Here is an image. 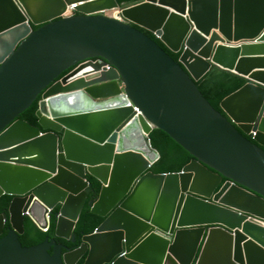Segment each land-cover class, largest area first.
Listing matches in <instances>:
<instances>
[{
  "label": "water",
  "instance_id": "1",
  "mask_svg": "<svg viewBox=\"0 0 264 264\" xmlns=\"http://www.w3.org/2000/svg\"><path fill=\"white\" fill-rule=\"evenodd\" d=\"M216 68L248 80L222 111L197 85ZM154 129L182 171H152ZM89 176L105 220L73 249ZM4 195L0 264H264V0H0ZM26 218L55 236L23 246Z\"/></svg>",
  "mask_w": 264,
  "mask_h": 264
},
{
  "label": "trees",
  "instance_id": "2",
  "mask_svg": "<svg viewBox=\"0 0 264 264\" xmlns=\"http://www.w3.org/2000/svg\"><path fill=\"white\" fill-rule=\"evenodd\" d=\"M140 1L142 0H118L121 6L132 5ZM32 28L36 30L38 27L32 25ZM141 30L149 35L152 39L156 40L160 47L169 53L175 61H178L179 56L171 54L153 33L144 29ZM247 81L248 80L244 76L238 73L216 68L211 73L206 75L202 80L197 82V85L211 105L215 109L222 111L220 107L221 102L232 93L241 89V87L245 85ZM39 100L40 97L37 98V100H35L27 110L21 113L19 118L38 125L36 112L38 110ZM150 138L153 148H155L160 153L159 161L152 168V171L155 174L180 172L193 159L188 151L176 143L166 132L160 129H154L150 134ZM88 179L93 184V188L88 195L87 202L74 231L76 242L72 244L71 241L57 239L58 243L68 244L73 249L80 246L82 237L84 235L92 234L95 229L99 227L105 220L104 218L93 214L90 209V203L92 201L98 200L102 185L99 181L91 176H89ZM12 200L13 196L9 195H4L0 198V214L9 213V207ZM55 223V219H52L49 231L43 232L29 218H26L25 234L19 237L20 242L23 244V246L29 247L39 245L49 237L53 238L55 236L56 229ZM9 229L10 223H7L2 236H6ZM84 261L85 258H83L79 264H84Z\"/></svg>",
  "mask_w": 264,
  "mask_h": 264
},
{
  "label": "built area",
  "instance_id": "3",
  "mask_svg": "<svg viewBox=\"0 0 264 264\" xmlns=\"http://www.w3.org/2000/svg\"><path fill=\"white\" fill-rule=\"evenodd\" d=\"M71 11H74V6L69 8V11L67 13H70ZM67 15V14H66ZM103 15L109 16V17H113L115 19L121 20L123 21V18L121 16V10H111V11H107L104 12ZM259 223L264 225L263 221H259Z\"/></svg>",
  "mask_w": 264,
  "mask_h": 264
},
{
  "label": "flooded vegetation",
  "instance_id": "4",
  "mask_svg": "<svg viewBox=\"0 0 264 264\" xmlns=\"http://www.w3.org/2000/svg\"><path fill=\"white\" fill-rule=\"evenodd\" d=\"M72 243V242H71ZM63 244V243H62ZM72 244H74V243H72ZM64 245H66L67 247H69V248H71L68 244H64Z\"/></svg>",
  "mask_w": 264,
  "mask_h": 264
},
{
  "label": "crops",
  "instance_id": "5",
  "mask_svg": "<svg viewBox=\"0 0 264 264\" xmlns=\"http://www.w3.org/2000/svg\"><path fill=\"white\" fill-rule=\"evenodd\" d=\"M97 76H99V74L97 75ZM89 76H86V78H88Z\"/></svg>",
  "mask_w": 264,
  "mask_h": 264
},
{
  "label": "clouds",
  "instance_id": "6",
  "mask_svg": "<svg viewBox=\"0 0 264 264\" xmlns=\"http://www.w3.org/2000/svg\"><path fill=\"white\" fill-rule=\"evenodd\" d=\"M136 4V3H135ZM133 5V4H132ZM125 6H128V5H125Z\"/></svg>",
  "mask_w": 264,
  "mask_h": 264
}]
</instances>
